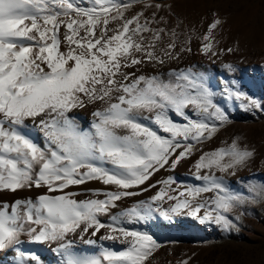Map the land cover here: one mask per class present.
I'll return each mask as SVG.
<instances>
[{
	"label": "snow or ice",
	"instance_id": "obj_1",
	"mask_svg": "<svg viewBox=\"0 0 264 264\" xmlns=\"http://www.w3.org/2000/svg\"><path fill=\"white\" fill-rule=\"evenodd\" d=\"M228 23L218 8L191 19L178 0H0L7 264H44L25 245L55 264H156L165 248L178 256L167 264H195L151 229L240 233L264 176L239 177L257 149L220 133L237 109L264 114V99L246 91L257 69L230 59L243 50Z\"/></svg>",
	"mask_w": 264,
	"mask_h": 264
},
{
	"label": "rangeland",
	"instance_id": "obj_2",
	"mask_svg": "<svg viewBox=\"0 0 264 264\" xmlns=\"http://www.w3.org/2000/svg\"><path fill=\"white\" fill-rule=\"evenodd\" d=\"M213 8L220 9L222 15L228 18L225 33L228 43L237 37L241 41L243 51L230 59L237 61L243 56L245 66L257 69L255 74L245 77L246 91L264 99V71L259 68L264 64V0H178V10L191 19H198L200 14H207ZM233 120L234 123L220 133V140L229 139L230 142V138L238 134L246 143L255 146L258 153L255 161L249 169L239 173V177L256 176L259 179L264 176V114L245 113L237 109L233 112ZM220 140L210 144L209 149L217 147ZM190 174V165L187 164L174 173L181 179ZM161 175L166 174L162 172ZM19 195L24 198L34 194L20 192ZM183 221L187 225H160L151 231L161 242L178 241L173 248L178 254L196 252L195 264H264V199L247 206L244 226L239 234L229 235L212 226L199 225L191 219ZM177 258L169 256L165 248L157 254L156 264H167L169 260Z\"/></svg>",
	"mask_w": 264,
	"mask_h": 264
},
{
	"label": "bare ground",
	"instance_id": "obj_3",
	"mask_svg": "<svg viewBox=\"0 0 264 264\" xmlns=\"http://www.w3.org/2000/svg\"><path fill=\"white\" fill-rule=\"evenodd\" d=\"M16 198H23L22 196L18 195ZM13 197L11 195H2L0 194V200H8L11 201ZM187 225L186 222H178L177 226H185ZM26 247H30L34 249L35 251L40 252L41 258L44 261V264H55V259L53 258L52 254L49 253L42 245H25ZM116 248H119L118 246H115ZM7 255L3 252H0V264H7Z\"/></svg>",
	"mask_w": 264,
	"mask_h": 264
}]
</instances>
